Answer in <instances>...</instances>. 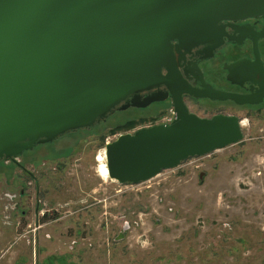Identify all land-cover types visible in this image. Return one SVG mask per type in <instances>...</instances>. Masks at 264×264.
Here are the masks:
<instances>
[{"label":"water","instance_id":"obj_1","mask_svg":"<svg viewBox=\"0 0 264 264\" xmlns=\"http://www.w3.org/2000/svg\"><path fill=\"white\" fill-rule=\"evenodd\" d=\"M260 14L264 0H0V159H16L36 142L91 127L116 108L162 100L166 86L175 119L106 143L111 179L144 182L241 141L238 117L189 113L181 93L240 104L262 99L264 66L256 40L264 26L257 33L249 23L218 24ZM245 36L253 39L256 61L224 67L234 83L252 82V94L215 90L196 61H186L210 56L227 40L240 44ZM181 67L201 79L203 89L191 86Z\"/></svg>","mask_w":264,"mask_h":264},{"label":"rangeland","instance_id":"obj_2","mask_svg":"<svg viewBox=\"0 0 264 264\" xmlns=\"http://www.w3.org/2000/svg\"><path fill=\"white\" fill-rule=\"evenodd\" d=\"M166 113L155 120L150 109L115 110L97 123L101 134L90 135L86 150L93 180L77 195L81 209L73 214L67 205V215L40 233L17 230L11 182L18 167L0 159V264H264L263 117H242L241 141L147 181L106 178L107 140L159 124Z\"/></svg>","mask_w":264,"mask_h":264},{"label":"flooded vegetation","instance_id":"obj_3","mask_svg":"<svg viewBox=\"0 0 264 264\" xmlns=\"http://www.w3.org/2000/svg\"><path fill=\"white\" fill-rule=\"evenodd\" d=\"M228 22L239 26L249 23L250 26H255L253 29L258 33L263 31L264 14L238 19H224L218 24L220 26L221 24H228ZM256 46L259 59L264 66V36L257 37ZM244 58L249 59L250 62L256 61L254 42L248 36H245L244 41L240 44L237 41L227 40L223 45L215 48L210 56L202 59L200 57L186 58V61H196L204 82L209 83L213 89L248 95L252 94L250 90L252 82L245 81L243 83L248 89L234 83L227 78L230 70L224 67L225 63L230 65ZM179 70L191 86L203 89V86L200 85L202 84L201 79H197L190 71L187 76L182 67ZM181 100L189 113L202 118H211L223 114L236 116L241 123L245 121L242 118L244 116L264 118V96L257 102L240 104L230 98L216 99L183 91ZM171 108L175 110L174 98L168 86H166V97L164 99L152 102L146 107L130 105L124 111L150 109L152 113L154 112L152 117L156 120ZM115 110L122 109L116 108L113 112ZM141 118L144 119V117ZM134 120V118L128 119L127 123ZM98 123L100 125L102 120ZM95 125L94 127L84 128L87 132L80 136L74 135L79 128L71 130L72 132L68 131L49 142H36L31 148L19 154L16 159H9L18 167L11 182L13 188L12 200H14L13 211L14 218L17 219L15 221L17 230L20 228L27 233H40L51 221H57L67 215V211H70L65 209L67 205L74 209L73 214L81 209V200H77V195L82 190L83 183L86 185L93 180V173L90 172V169L93 170L95 167L93 158L91 159L86 154L92 140L89 138L91 135V137L97 139L101 134ZM25 153L26 157L23 156ZM66 194L70 195L69 198L61 201L63 199L62 195Z\"/></svg>","mask_w":264,"mask_h":264},{"label":"built area","instance_id":"obj_4","mask_svg":"<svg viewBox=\"0 0 264 264\" xmlns=\"http://www.w3.org/2000/svg\"><path fill=\"white\" fill-rule=\"evenodd\" d=\"M175 117H176V112H175L174 108H171V109L166 113V115L162 118L161 123H171V122L175 119ZM109 142H110V140H107L106 143H109ZM105 150H106V147L103 148L102 151H105ZM100 152H101V151H100ZM100 152H99V153H100ZM99 153H98V154H99ZM98 154L96 155V160H97V161H98V159H97ZM104 155H105V152H104ZM105 157H106V155H105ZM98 162H99V161H98Z\"/></svg>","mask_w":264,"mask_h":264},{"label":"bare ground","instance_id":"obj_5","mask_svg":"<svg viewBox=\"0 0 264 264\" xmlns=\"http://www.w3.org/2000/svg\"><path fill=\"white\" fill-rule=\"evenodd\" d=\"M246 120V119H245ZM245 123H247V122H245V121H242V125H245ZM244 128V127H243ZM105 167H106V178L107 179H111L110 178V176H109V171H108V167H107V161H105ZM111 180H113V179H111Z\"/></svg>","mask_w":264,"mask_h":264},{"label":"trees","instance_id":"obj_6","mask_svg":"<svg viewBox=\"0 0 264 264\" xmlns=\"http://www.w3.org/2000/svg\"><path fill=\"white\" fill-rule=\"evenodd\" d=\"M132 123H134V122L132 121V122H128V123H126V124H121V126L118 125V126H119L118 128L128 127L129 125H132ZM111 133L115 134V133H116V130L112 129V130H111Z\"/></svg>","mask_w":264,"mask_h":264}]
</instances>
